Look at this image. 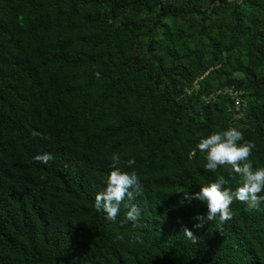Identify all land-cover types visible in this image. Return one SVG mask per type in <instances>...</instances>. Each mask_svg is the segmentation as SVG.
Returning a JSON list of instances; mask_svg holds the SVG:
<instances>
[{
    "label": "trees",
    "instance_id": "16d2710c",
    "mask_svg": "<svg viewBox=\"0 0 264 264\" xmlns=\"http://www.w3.org/2000/svg\"><path fill=\"white\" fill-rule=\"evenodd\" d=\"M229 126L264 167V0H0V264H264V204L195 228L207 206L183 200L238 186L196 148ZM113 153L136 222L94 206Z\"/></svg>",
    "mask_w": 264,
    "mask_h": 264
},
{
    "label": "clouds",
    "instance_id": "9594fccd",
    "mask_svg": "<svg viewBox=\"0 0 264 264\" xmlns=\"http://www.w3.org/2000/svg\"><path fill=\"white\" fill-rule=\"evenodd\" d=\"M97 78L100 73L97 72ZM33 135L40 133L33 132ZM243 141V143H240ZM255 144L247 141L241 130L237 127L229 126L223 131H215L199 140L196 148L205 154V168L208 171L216 172L224 167L229 176L235 174L239 177V184L233 190L226 187L228 181L224 175H218L214 182L202 185L197 191L183 192V200L199 201L207 206L206 215L197 214L195 219L199 223L193 225L195 228L203 226L205 221H217L223 225L231 220L233 213L230 205L233 200H238L247 205L246 210L251 212L258 210L264 204V167H253L249 160ZM35 160L42 164H48L54 157L50 153L37 154ZM122 161L118 153H113L111 157V169L104 177L105 187L95 196V208L106 214V219L115 221L119 215L121 205L127 209L126 219L136 222L141 215L138 205L133 203L136 195L142 189V183L135 170L124 171L120 167ZM130 168L135 164L134 159L126 162ZM181 233L183 236L196 244L198 236L188 227L181 223ZM122 239L123 237H119Z\"/></svg>",
    "mask_w": 264,
    "mask_h": 264
},
{
    "label": "built area",
    "instance_id": "2783aa9c",
    "mask_svg": "<svg viewBox=\"0 0 264 264\" xmlns=\"http://www.w3.org/2000/svg\"><path fill=\"white\" fill-rule=\"evenodd\" d=\"M193 88L197 89V83L196 82L193 84ZM220 92L221 93H227L232 98H234L235 108H238L240 106V104L243 102V99L241 97V91L234 89V87H232V86L227 87L224 90H217V93H220Z\"/></svg>",
    "mask_w": 264,
    "mask_h": 264
}]
</instances>
